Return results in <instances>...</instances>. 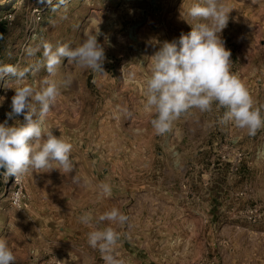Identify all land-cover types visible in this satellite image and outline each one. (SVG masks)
<instances>
[{
    "label": "rangeland",
    "instance_id": "374dc122",
    "mask_svg": "<svg viewBox=\"0 0 264 264\" xmlns=\"http://www.w3.org/2000/svg\"><path fill=\"white\" fill-rule=\"evenodd\" d=\"M196 2L0 0V66L34 68L43 42L75 47L98 31L106 54L105 73L65 58L51 77L61 94L44 127L73 145L75 171L25 175L26 204L17 207L12 177L0 170V238L15 264H104L87 233L103 228L95 218L113 207L129 217L115 226L121 240L114 255L124 264H264V128L250 136L222 122L224 109L214 105L156 135L144 107L151 56L191 31L188 9ZM225 2L232 10L221 38L231 70L264 115V0ZM46 75L41 66L26 83L38 88ZM13 81L0 79V124L8 126L24 121L7 117L19 86ZM101 183L111 185V196ZM85 212L94 217L91 226L79 220Z\"/></svg>",
    "mask_w": 264,
    "mask_h": 264
},
{
    "label": "clouds",
    "instance_id": "9594fccd",
    "mask_svg": "<svg viewBox=\"0 0 264 264\" xmlns=\"http://www.w3.org/2000/svg\"><path fill=\"white\" fill-rule=\"evenodd\" d=\"M59 2L64 4L65 0ZM231 10L225 0H198L188 9V16L195 21L190 24L191 31L181 33L178 40L164 41L151 56L144 107L153 117L150 124L156 135L170 132L174 122L192 110L211 112L214 105L224 109L222 122L247 130L250 136L264 128L262 109L256 105L239 75L231 70V51L221 38ZM99 35L100 31L88 34L75 47L65 43L54 48L51 43L43 42L42 60L34 68L19 69L11 64L0 66V79L14 77L13 82L19 85L14 88L7 117H24L23 123L14 126H8L7 120L0 124V170L6 178L18 180L45 169H58L64 176L75 171L71 158L73 145L44 127L46 116L61 94L60 85L51 77L55 76L65 58L80 68L105 73V47L98 41ZM39 50L40 46L29 47L26 53L34 56ZM41 66L47 75L40 80L39 87L26 83L29 73L39 71ZM72 180L78 183L79 177L72 175ZM99 189L104 195L111 196L110 184L101 183ZM79 220L91 226L94 217L85 212ZM128 220L129 217L116 207L95 218L96 223L105 226L89 231L87 242L101 253L104 264H124L114 255L121 240V233L115 226L126 225ZM15 262L13 250L6 239L0 238V264Z\"/></svg>",
    "mask_w": 264,
    "mask_h": 264
},
{
    "label": "built area",
    "instance_id": "2783aa9c",
    "mask_svg": "<svg viewBox=\"0 0 264 264\" xmlns=\"http://www.w3.org/2000/svg\"><path fill=\"white\" fill-rule=\"evenodd\" d=\"M38 18H40V15L38 16ZM11 187L12 191L10 196L13 201V204L17 207H22L24 204H26V187L24 176L19 178L18 180H15V177H12ZM59 262L60 261H58V263Z\"/></svg>",
    "mask_w": 264,
    "mask_h": 264
},
{
    "label": "crops",
    "instance_id": "0c3cea01",
    "mask_svg": "<svg viewBox=\"0 0 264 264\" xmlns=\"http://www.w3.org/2000/svg\"><path fill=\"white\" fill-rule=\"evenodd\" d=\"M141 195H142L143 198H145L146 196H148L147 193H145V192L142 193ZM143 205H144V204H143ZM145 207H146V206L144 205V206H143V209H146ZM60 241H61V239H60ZM63 242H66V241H65V238L63 239ZM63 253H65V255H66V251H65V250L63 251Z\"/></svg>",
    "mask_w": 264,
    "mask_h": 264
},
{
    "label": "trees",
    "instance_id": "16d2710c",
    "mask_svg": "<svg viewBox=\"0 0 264 264\" xmlns=\"http://www.w3.org/2000/svg\"><path fill=\"white\" fill-rule=\"evenodd\" d=\"M4 31V27H2V25H1V27H0V37L3 35V32Z\"/></svg>",
    "mask_w": 264,
    "mask_h": 264
}]
</instances>
